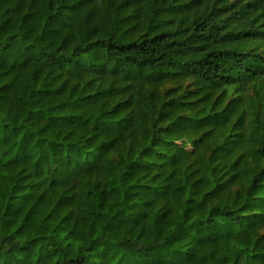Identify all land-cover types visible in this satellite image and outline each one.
<instances>
[{"label":"trees","instance_id":"obj_1","mask_svg":"<svg viewBox=\"0 0 264 264\" xmlns=\"http://www.w3.org/2000/svg\"><path fill=\"white\" fill-rule=\"evenodd\" d=\"M0 264H264V0H0Z\"/></svg>","mask_w":264,"mask_h":264}]
</instances>
